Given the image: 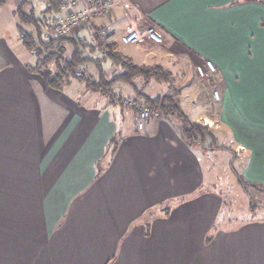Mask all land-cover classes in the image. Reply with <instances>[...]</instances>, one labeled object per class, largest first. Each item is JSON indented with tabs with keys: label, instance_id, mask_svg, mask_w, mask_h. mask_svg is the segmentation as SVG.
<instances>
[{
	"label": "crops",
	"instance_id": "obj_1",
	"mask_svg": "<svg viewBox=\"0 0 264 264\" xmlns=\"http://www.w3.org/2000/svg\"><path fill=\"white\" fill-rule=\"evenodd\" d=\"M39 1L36 10L48 7ZM110 12L68 37L96 47L93 34L105 27L117 52L181 80L174 91L188 80L176 91L185 108L196 103L185 94L202 66L212 90L201 85L194 97L212 104L216 91L219 121H191L225 125L241 160L236 175L264 186V0H119ZM145 25L160 33V48L121 43ZM29 62L0 21V264H264V218L217 227L222 204L202 189L203 149L183 140L176 120L151 117L138 131L133 109L84 86L53 89Z\"/></svg>",
	"mask_w": 264,
	"mask_h": 264
},
{
	"label": "trees",
	"instance_id": "obj_2",
	"mask_svg": "<svg viewBox=\"0 0 264 264\" xmlns=\"http://www.w3.org/2000/svg\"><path fill=\"white\" fill-rule=\"evenodd\" d=\"M47 1H49L48 7L39 11L38 14L36 13L38 10L31 6L32 1L30 0H21L18 8L13 12L15 17L21 19L32 29L28 33L20 28L17 29L21 37V47L25 52L33 55L34 63L29 62L25 66L29 72L43 76L42 72L51 66L54 72H50L47 77L49 87L58 90L72 82L81 83L86 90L99 93L102 97H109L111 104L116 99L115 104L117 105L121 102L117 96L121 94L119 89L125 85L133 92L136 100H142L152 108H159L162 116L176 120L179 124V133L187 144L205 147L209 141L211 147L207 150L214 151L216 149L217 138L213 131L206 125L189 120L181 111L178 94L174 91L172 74L169 71L159 65H137L131 58L117 52L109 43L106 44L104 51L99 49V54L97 46L99 48L101 46L95 44L97 48L92 47L86 41L87 39L48 36V33L52 32L53 25L56 24L57 17L55 15L61 10V1ZM1 2L2 0H0ZM27 5L30 8L28 12H25L24 8ZM93 37H95L94 41H97L96 32ZM89 65L94 69L93 72H89L88 76L81 73L77 79H74L76 72L79 70L86 72ZM108 67L113 68L115 72L108 73ZM136 79H140V87L136 86ZM149 83L167 86L169 94L155 98L148 97L145 95L144 89ZM118 140V135L113 136L109 140L107 148L113 152L117 147ZM237 181L244 190L251 188L261 191L259 189L261 186L257 184L247 183L240 177Z\"/></svg>",
	"mask_w": 264,
	"mask_h": 264
},
{
	"label": "rangeland",
	"instance_id": "obj_3",
	"mask_svg": "<svg viewBox=\"0 0 264 264\" xmlns=\"http://www.w3.org/2000/svg\"><path fill=\"white\" fill-rule=\"evenodd\" d=\"M30 1H32L31 6L33 5L35 8L39 6V2H40L39 0H30ZM19 2L20 0H5L2 2V6L0 9L1 10L0 21L2 25L4 27L6 26L8 33L12 37L16 38L18 44L21 43V37L19 33L17 32V29L20 28L21 30L26 31L27 33L32 31L31 27L24 24L21 19H18L15 16L12 18L11 13L12 11H15L18 8L17 6ZM24 10L25 12H28L29 8L26 7L24 8ZM36 13L38 14L39 11ZM94 19L95 18H93L92 20ZM85 25L87 28L88 24H85ZM78 29L79 27L75 29V31ZM48 36L56 37L51 32L48 33ZM107 37H108V34L107 36H105L106 41H107ZM98 44L99 45L101 44L99 40H98ZM97 47L96 48L99 51V49L101 48H99V46ZM21 51H22L24 59L25 60L29 59L30 63L33 64L34 63V60L32 57L33 55L25 52L22 47H21ZM166 64H169V63H166ZM49 69L43 71L42 74L49 76L50 72L51 73L54 72L53 68L51 69V66H49ZM93 71L94 69L90 66L86 72L79 70L78 72L75 73L74 79H77L81 73L84 76H88L89 72H93ZM173 71L174 72L177 71V66H175ZM203 71L205 70L203 69ZM180 81L181 80L175 79L173 80V83L177 85ZM199 81L201 82V84L199 83ZM187 83H188V80L183 81L182 84L176 86L175 91L178 92V89L182 88V86ZM201 85L204 86L206 89L208 88L210 91L212 90L210 86L208 87L205 79L203 77L198 76V79H196L194 84L192 85L193 87V90H191L193 91L192 96L189 95V91H187L185 94L187 95L185 97V100L189 102L190 100L194 98L196 103L192 105L191 107H186V108L181 105V111L184 113V115L189 120H194L196 116L210 115L213 118L214 122L215 121L217 122L219 121L217 117L218 111H219V108H218L219 102H217L216 100H212V104L210 103L207 104V101L203 95L199 94L197 98L194 97V95L199 93L200 91L199 89ZM186 87H188V85L183 86V89ZM64 88H66L69 91L74 90L77 93L76 89L83 90V85L81 83L72 82L68 86H64ZM119 90L121 94H118L117 96L121 98L120 99L121 101L124 99H135L133 92L127 86L122 85ZM88 91L91 93L90 90ZM89 92H85L87 94L86 97L92 96L90 95ZM144 93L150 98H155V97H158L164 94H169V88L165 85H155L154 83H149L145 87ZM103 98L106 100L107 103H109V105L111 104L110 103L111 99L109 97L103 96ZM104 99H103V103H105ZM115 100L116 99H114V104H115ZM119 105H121V102ZM115 107L117 111V114H116L117 123H119V125L122 123V126H124L127 122L125 112L124 110H121L122 109L121 107L117 105H115ZM122 107L131 109L123 105ZM198 123L201 125H205L203 124L202 121ZM215 124L216 123H212L211 126H208L210 127V129L215 134V137L217 138V144H216V149L214 150V154L210 152L209 154L207 153L208 152L207 149H210L211 147L210 146L211 143L209 141H207V143L205 144V147L203 148L199 147V145L196 144L198 148L203 149V152L205 155L204 157L201 155L202 164L208 167L207 168L208 172L205 173L203 171L205 175V184L202 187V189L207 188L209 191H212L215 196L217 195L216 196L217 199H219L220 203L222 204L220 211L218 212V215L216 216L217 227L218 228L224 227L226 228V230L235 231V230H238L237 228H239V225L241 223L249 221L250 219H253L255 217L264 218V186L259 185L261 186V188H259L261 189V191L257 189H251V188H248L246 190L242 189V187L239 185L237 181L239 176L236 175V173L239 174L238 166L241 161L240 159L235 158L236 156H238L237 153L239 152V151L238 152L236 151L238 150L236 141L231 135L230 130L224 128L225 125L222 126L218 123L216 127ZM206 125H209V124H207L206 122Z\"/></svg>",
	"mask_w": 264,
	"mask_h": 264
},
{
	"label": "built area",
	"instance_id": "obj_4",
	"mask_svg": "<svg viewBox=\"0 0 264 264\" xmlns=\"http://www.w3.org/2000/svg\"><path fill=\"white\" fill-rule=\"evenodd\" d=\"M61 9L65 12V18L53 25L52 34L56 37H67L75 29L86 27L85 24L90 25L93 18H101L108 15L110 10L119 4V0H103L100 4L89 5L84 8V10L77 11L80 5H83L86 0H60ZM85 25V26H83ZM96 34L98 40L101 43V50H105L106 40L108 32L105 27L100 26L97 28ZM121 43L125 45H139V44H150L152 47L158 49L162 44V37L160 33L151 25H145L144 27L138 29L135 27H130L126 30L124 36L121 37ZM209 73L214 71V67L210 62L205 63ZM197 73L200 77H206L207 74L202 70L201 67L197 68ZM214 99H218V94L216 91L212 93ZM121 104L125 107H129L134 110L135 114V124L138 131H141L144 124L151 117L162 116L159 108H152L147 103L142 100L135 99H124Z\"/></svg>",
	"mask_w": 264,
	"mask_h": 264
}]
</instances>
